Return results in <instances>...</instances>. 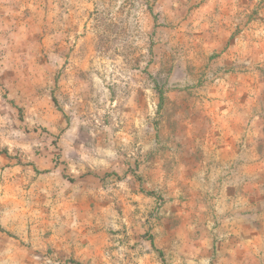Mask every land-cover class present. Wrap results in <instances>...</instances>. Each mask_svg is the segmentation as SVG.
<instances>
[{
	"label": "rangeland",
	"instance_id": "1",
	"mask_svg": "<svg viewBox=\"0 0 264 264\" xmlns=\"http://www.w3.org/2000/svg\"><path fill=\"white\" fill-rule=\"evenodd\" d=\"M0 264H264V0H0Z\"/></svg>",
	"mask_w": 264,
	"mask_h": 264
}]
</instances>
